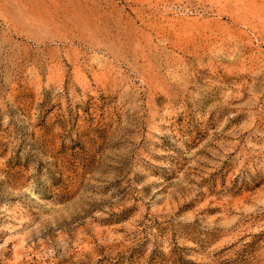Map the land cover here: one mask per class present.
<instances>
[{"label": "rangeland", "instance_id": "rangeland-1", "mask_svg": "<svg viewBox=\"0 0 264 264\" xmlns=\"http://www.w3.org/2000/svg\"><path fill=\"white\" fill-rule=\"evenodd\" d=\"M0 264H264V0H0Z\"/></svg>", "mask_w": 264, "mask_h": 264}, {"label": "bare ground", "instance_id": "bare-ground-1", "mask_svg": "<svg viewBox=\"0 0 264 264\" xmlns=\"http://www.w3.org/2000/svg\"><path fill=\"white\" fill-rule=\"evenodd\" d=\"M31 20V19H29ZM27 24H30V25H33L35 27H40L43 29V31L45 32V34L48 32H52L53 30H57V29H60L62 27V25H65L64 22H59V21H56L55 19L51 18V17H36V18H33L31 21H29ZM31 28V26H30ZM33 29V28H32ZM36 31V30H35ZM41 31V30H39ZM70 31V30H69ZM42 32V31H41ZM42 32V33H44ZM57 32L59 33H63L64 30H58ZM71 32V31H70ZM61 33V34H62ZM65 33H66V30H65ZM68 33V32H67ZM66 33V35H67ZM37 34V33H36ZM38 35V34H37Z\"/></svg>", "mask_w": 264, "mask_h": 264}]
</instances>
